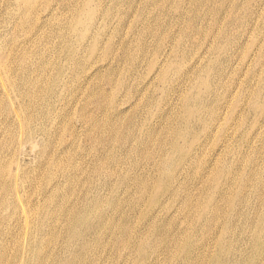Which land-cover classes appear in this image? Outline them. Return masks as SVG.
Returning a JSON list of instances; mask_svg holds the SVG:
<instances>
[{"label":"bare ground","instance_id":"6f19581e","mask_svg":"<svg viewBox=\"0 0 264 264\" xmlns=\"http://www.w3.org/2000/svg\"><path fill=\"white\" fill-rule=\"evenodd\" d=\"M188 1L147 59L137 0H0V264H264V96L225 78L264 0Z\"/></svg>","mask_w":264,"mask_h":264},{"label":"rangeland","instance_id":"374dc122","mask_svg":"<svg viewBox=\"0 0 264 264\" xmlns=\"http://www.w3.org/2000/svg\"><path fill=\"white\" fill-rule=\"evenodd\" d=\"M179 0H175V2H178ZM215 2L213 3L214 6H219L220 2L218 0H214ZM213 2V1H212ZM182 5H184L185 11L188 12L186 14L183 13L182 17H178L174 10L171 9V6H175L176 4H173L171 2V0H168L166 3H164L161 0H155L154 2L150 3V5H145L144 3H139V0H137V8H136V12L133 13V17L131 18V26H134L135 24H138L140 19H143L146 21V25H148L147 23H150L148 25L151 26V28L154 30V32H157L156 34H154L153 36L149 37V47H150V51L148 52L146 58L150 59L152 56H155L156 53L159 49L154 48V44L157 41L158 35L159 34H163L165 32V26L168 22V20H173V22L176 25H181L182 23L185 25L188 23L187 18L188 16H190L191 12V2H189L188 0L181 2ZM180 3V4H181ZM119 9L124 10L125 6L123 3L119 4L117 6ZM144 7H146L147 9L145 10ZM141 10H145L144 14L146 15L145 18L142 17V12H140ZM229 10H233V7H229ZM221 12V11H220ZM222 13V12H221ZM212 15H204V18L201 20L203 24H207L211 19ZM221 16V14H220ZM142 17V18H141ZM247 17L250 18L249 20V25L246 24L245 26H243V35H245V37L242 36L243 38V45L242 47H238L237 50L233 51V55H234V61L232 64V69L231 67L226 69V73H225V78L228 80H231L233 78L237 79L242 78L244 79V82L246 80V90L249 91V93L253 94L256 91H260V93L262 94V96H264V51H263V56L260 58V61L257 62L256 61V55L257 52L259 51V49L261 47L264 46V29L261 26V21L264 18V12L262 14H258L256 16L252 17L251 12L246 14V19ZM151 18H155V20L150 21ZM213 18V17H212ZM224 19V24L227 23V19H228V12L227 14L224 13L223 16ZM245 20V17H243L242 21ZM200 21V22H201ZM247 21V20H246ZM245 21V22H246ZM153 24V25H151ZM238 24V23H237ZM239 24H241V22H239ZM145 25V26H146ZM240 28H236L235 30H233V32L235 33L237 31V29H241ZM129 28L125 31V34L127 33L126 37H128V40H132L133 38L131 37L132 34L130 33V31H128ZM142 31V29L140 30V32ZM238 32V31H237ZM217 34V32H216ZM156 35V36H155ZM215 37V36H214ZM222 37L218 36L215 37L214 41L212 38H209L207 41L215 44V46L218 45H222ZM159 44V43H158ZM205 46V45H204ZM222 49L221 46L217 47V49L215 50V55L213 57V60H215V63L213 64V67L215 66H224L223 62H220L218 59V53L219 51ZM200 51H196L199 55H203L201 61L199 62L200 67H204L205 63L208 64V66H210L211 61L209 60V58L212 56L211 53H209L208 51H206L204 48L203 49H199ZM251 58V60H250ZM153 60V59H152ZM246 64V66H245ZM152 73L149 69L148 64H141L137 71L135 72V80L136 83L140 84L141 86H143L146 82H148V80L150 79V77L152 76ZM260 73H262V75L258 76ZM168 74L170 75V71H168ZM213 76H215V73L213 74ZM258 76V77H257ZM201 79H197L195 80V82L191 83V84H187L186 85V92L189 93V91L192 89H195L201 85ZM153 90L154 92L152 93L153 95H158V93H160V90L162 88V84H160V82L155 78L153 80ZM7 97V91L3 88L0 87V96H3L4 94ZM3 94V95H2ZM254 98L251 96L249 98L246 99V104L245 102H243L242 105V112L244 114V116H246V130H250L253 129L252 128V122L253 120H257L258 118L262 121V125L264 127V98L261 99V97L255 102V109L251 110L250 109V105L252 103H254ZM92 111L93 113H96L97 110V99L93 98L92 99ZM95 105V107H93ZM178 107V106H176ZM99 119V118H98ZM99 121V120H98ZM244 127L243 126H238L234 132H238ZM257 130V129H256ZM254 131V134L252 136L253 139H255L256 143L259 142V140H262V138H264V134L260 137H257L258 135L256 134L257 131ZM256 134V135H255ZM237 135V133H236ZM262 137V138H261ZM4 158L1 157V161ZM3 176H6V174H4Z\"/></svg>","mask_w":264,"mask_h":264}]
</instances>
